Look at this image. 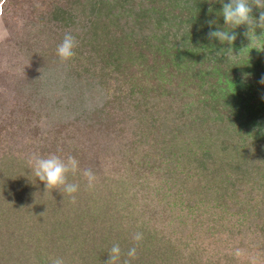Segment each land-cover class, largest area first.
Instances as JSON below:
<instances>
[{
    "label": "trees",
    "instance_id": "obj_1",
    "mask_svg": "<svg viewBox=\"0 0 264 264\" xmlns=\"http://www.w3.org/2000/svg\"><path fill=\"white\" fill-rule=\"evenodd\" d=\"M0 1L52 32L44 69L82 102L63 118L39 91L42 72L25 102L0 108V264H103L135 232L131 264H264V51L215 55L228 47L207 38L224 27L221 0ZM226 30L239 55L247 25ZM66 32L78 46L61 61ZM53 153L96 173L93 189L69 174L75 204L31 172L33 154Z\"/></svg>",
    "mask_w": 264,
    "mask_h": 264
},
{
    "label": "clouds",
    "instance_id": "obj_2",
    "mask_svg": "<svg viewBox=\"0 0 264 264\" xmlns=\"http://www.w3.org/2000/svg\"><path fill=\"white\" fill-rule=\"evenodd\" d=\"M223 7L220 12L225 21L224 27H218L216 30H210L207 33L209 40H218L221 44H226L228 47L220 48L215 51L217 57H223L225 61L233 62L238 59L242 52L251 48L259 51H264V31L257 35L256 29L264 30V0H221ZM260 9L259 19H255L252 15L253 7ZM212 9H210V12ZM210 29L214 20L207 21ZM247 25V30L243 36L249 41L246 47H243L239 55L234 54L231 47L237 40V33L232 30L238 26ZM78 46L76 37L71 32H66L63 40L57 45V56L61 61H67L75 55V48ZM247 74H242V81L246 80ZM264 85V77L259 81ZM28 165L32 174L41 182L44 183L45 192L49 189L59 190L63 196L65 194L70 198L72 204L76 203V193L80 190V185L70 182L69 174L75 176L78 172L85 178L86 187L93 189L97 180L96 173L91 168L81 169L79 161L76 157L68 155L65 158L53 153L47 156H40L33 154L29 160ZM43 215V213L41 214ZM144 239L142 232H135L132 234V240L135 245L130 247L127 252H123L118 243L112 245L108 250V259L103 261V264H131L132 260L137 258V246ZM234 256L239 259L245 256V250L236 248ZM122 257H124L122 259ZM251 264H256L255 258H250ZM50 264H66L63 257H51Z\"/></svg>",
    "mask_w": 264,
    "mask_h": 264
},
{
    "label": "rangeland",
    "instance_id": "obj_3",
    "mask_svg": "<svg viewBox=\"0 0 264 264\" xmlns=\"http://www.w3.org/2000/svg\"><path fill=\"white\" fill-rule=\"evenodd\" d=\"M5 8L0 1V108L15 110V106L25 102L26 97L35 90L32 87L33 90L29 91L31 85H27V81L34 77L37 82L38 75L43 72L40 79L42 86L39 87L41 95L49 98L50 104L63 118L77 115L78 111H74V107H79L82 103L79 101L78 91L72 87L73 83L69 78H62L60 82L58 77H66L62 71L59 76L58 71L45 70L50 63L41 57L42 48L52 46V32L27 23L20 13L15 16L4 12ZM35 71L37 77L34 76ZM89 103L87 100V105Z\"/></svg>",
    "mask_w": 264,
    "mask_h": 264
}]
</instances>
